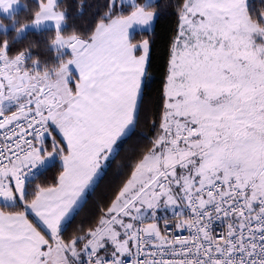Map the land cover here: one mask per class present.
Segmentation results:
<instances>
[{
  "label": "snow or ice",
  "instance_id": "1",
  "mask_svg": "<svg viewBox=\"0 0 264 264\" xmlns=\"http://www.w3.org/2000/svg\"><path fill=\"white\" fill-rule=\"evenodd\" d=\"M56 7L38 5L59 27ZM124 7L108 0L90 33L61 40L71 56L52 73L21 74L0 42V204L17 209L0 210V264H264V15L248 0H184L160 132L98 225L60 238L134 126L148 79L149 42L130 30L151 27L154 5ZM58 160L56 183L29 193L36 170ZM160 208H186L173 230L188 235L167 219L162 229Z\"/></svg>",
  "mask_w": 264,
  "mask_h": 264
},
{
  "label": "trees",
  "instance_id": "2",
  "mask_svg": "<svg viewBox=\"0 0 264 264\" xmlns=\"http://www.w3.org/2000/svg\"><path fill=\"white\" fill-rule=\"evenodd\" d=\"M21 1L25 7L11 18L0 16V22L11 27L8 31H0V42L7 43L8 54L12 59H16L17 55L24 56V69L35 74L52 73L62 66L70 58L71 50L65 52L55 49L53 44L57 36L59 34L66 38L86 36L104 15L108 4V0H61L58 8L65 12V25L60 31L54 29L28 31L19 37V31L38 15L40 3V0ZM139 2L143 3V0ZM183 2L184 0H157L152 3L154 7L151 10L157 16L153 30L134 34V42L143 40L150 42L148 79L143 88L135 126L104 170L102 178L85 203L62 232L61 239L66 243L86 234L98 224L104 210L114 201L118 191L130 178L135 165L151 149L154 139L160 132L159 122L163 111V91L169 66L170 46L177 34L179 8ZM248 3L250 15L254 19L264 15V0H249ZM123 11L125 14L130 11L127 5ZM61 170L62 164L59 160L54 165L49 164L43 168L41 174L29 181V193L37 185H54ZM0 210L7 212L17 209L0 204Z\"/></svg>",
  "mask_w": 264,
  "mask_h": 264
},
{
  "label": "rangeland",
  "instance_id": "3",
  "mask_svg": "<svg viewBox=\"0 0 264 264\" xmlns=\"http://www.w3.org/2000/svg\"><path fill=\"white\" fill-rule=\"evenodd\" d=\"M60 1L61 0H56V5H57L56 11H58L59 13H62L63 16H64V18L60 21L59 27H58L57 23L54 20L44 19L43 18V15L38 13V15L36 16V18L31 23L27 24L26 26H24L19 31V35L18 36L19 37L20 36H23L28 31H41V30H46V29H54L56 31H60L64 27V25H65V12H63L62 10H60L58 8V4H59ZM156 1L157 0H143V3L144 4H148V3H151L152 4V3L156 2ZM133 2H134V0H122V4H124V5H128V4L133 3ZM24 7H25V5H24V3L21 0H6V2L4 4H0V16H3L5 18H11L15 13L19 12ZM156 17L157 16H155V18H154V20H153L152 25H151L150 28H147L145 30L142 26H134V28L132 30H130V34H135L136 32H149V31L153 30V28L155 26V22H156ZM10 28H11L10 26H6V25H4V24H2L0 22V31H8ZM67 39H69V38L63 37V36H61L59 34L57 36V39H56L55 43L53 44L54 48L55 49L56 48L61 49L62 51H65V52L69 51L70 49L67 48L65 45H63L62 42H61V40H67ZM141 42L142 41L135 42V43L139 44ZM149 55H150V42H149ZM149 55H148V60H149ZM13 60H15V59H13ZM23 62H24V56H21L20 59H19V61H17V64H18L20 73L21 74H24L26 72L28 75H31L33 77H36L38 74L32 73V72L24 69V63ZM69 87L74 88L75 86L73 87V86L69 85ZM139 103H140V101H139ZM5 106L7 107L8 104H6ZM12 107L14 108L15 106L13 105ZM131 130L127 133V135L131 132ZM110 206H111V204H109L107 206V208L104 210V212H103V214H102L101 217H103V216H105L107 214V210H108V208ZM172 210H173L172 208H160V209L157 210L156 215L158 217V222H159L160 227H161V223H162L161 220L170 217L171 216V213H172ZM74 214L72 215V217L74 216ZM67 224H68V222L63 226L62 229H64ZM91 230H89L86 234H84L82 236H86ZM79 237H81V236H79ZM79 237H77L75 239H78ZM50 242L51 241H49V243ZM50 244H53V246H54V242H52ZM79 249H82V242L78 244V250Z\"/></svg>",
  "mask_w": 264,
  "mask_h": 264
},
{
  "label": "crops",
  "instance_id": "4",
  "mask_svg": "<svg viewBox=\"0 0 264 264\" xmlns=\"http://www.w3.org/2000/svg\"><path fill=\"white\" fill-rule=\"evenodd\" d=\"M135 122H136V121H135ZM134 126H135V124H134ZM134 126H133L132 130L134 129ZM132 130H131V132H132ZM131 132H130V133H131ZM130 133H129V134H130ZM129 134H128V135H129ZM128 135L126 134L125 137H123L120 141L117 142V145L115 146V150H114L113 155L110 156L109 159H108L107 161L103 162V167H102V169H101L102 176H103L104 170L107 169V167H108L110 161L113 160L114 156L116 155V153L118 152L120 146H121L122 143L125 141V139L127 138ZM57 138L59 139L60 137L58 136ZM60 163L62 164L61 161H60ZM102 176H101V178H102ZM101 178H100V179H101ZM100 179H99V180H100ZM99 180H98V181H97V182H96V183H95L90 189L86 190L85 196H84L83 199H82V204H81V206L79 207V209H80V208L82 207V205L85 203V201L87 200V198L89 197V195L91 194V192L93 191V189L95 188V186L97 185V183L99 182ZM79 209L75 211V214L79 211ZM75 214H74V215H75ZM72 218H73V217H72ZM72 218H71V219H72ZM71 219H70V220H71ZM29 220H30L32 223H34V224L38 227V229L41 231V234L44 235L46 239H49V241H51L50 243L53 242V241L50 239V236H49L48 231H47L42 225H40V224L38 223V221L36 220L35 217L29 215ZM70 220H68V223H69ZM64 225H65V223H62V227H61V229L63 228ZM66 226H67V225H66ZM64 229H65V228H64ZM64 229H62V230L60 231V238H61V235H62V232L64 231Z\"/></svg>",
  "mask_w": 264,
  "mask_h": 264
},
{
  "label": "built area",
  "instance_id": "5",
  "mask_svg": "<svg viewBox=\"0 0 264 264\" xmlns=\"http://www.w3.org/2000/svg\"><path fill=\"white\" fill-rule=\"evenodd\" d=\"M42 171H43V169H37L36 170L37 175L41 174ZM180 212H181V209H176L175 212L172 210L171 216L166 218L169 222L168 223L169 232L171 234H175V235H181V234L182 235H188V233L186 231L185 232H179V231L173 230V226L179 222V218H187L190 215V213L188 212V210L186 208L183 209V214H184L183 217H180ZM164 221H165V219L162 221V224H161L162 229L164 227ZM224 230H225L224 225L221 222L217 221L213 224V234L214 235L219 236Z\"/></svg>",
  "mask_w": 264,
  "mask_h": 264
}]
</instances>
